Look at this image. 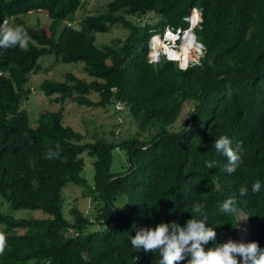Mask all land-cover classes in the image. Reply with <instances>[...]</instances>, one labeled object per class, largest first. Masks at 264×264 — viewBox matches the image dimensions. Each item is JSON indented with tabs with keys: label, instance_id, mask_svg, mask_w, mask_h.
<instances>
[{
	"label": "trees",
	"instance_id": "1",
	"mask_svg": "<svg viewBox=\"0 0 264 264\" xmlns=\"http://www.w3.org/2000/svg\"><path fill=\"white\" fill-rule=\"evenodd\" d=\"M81 4L0 0V24L8 18L31 37L27 48L0 49V198L8 209L46 216L0 213V231L7 236L0 264H158V252L134 249L131 238L161 222L184 226L196 202L205 204L215 243L231 238L264 248V0H112L103 13L75 21ZM194 8L201 16L193 31L204 46L198 64L182 70L165 58L151 63V37L166 28L186 29ZM33 13L46 15L48 23L30 25L26 19ZM149 15L159 18L156 25L140 21ZM118 25L127 36L98 47L95 34ZM46 56L56 63H83L90 78L68 74L62 82L43 81L38 91L51 103L94 109L121 104L137 135L84 142L63 124L64 108L40 113L31 123L23 107L32 91L26 84ZM184 107L186 120L175 128ZM222 135L233 148L242 146V162L231 175L225 171L227 157L214 147ZM57 144L59 158L44 159ZM115 151L124 154L118 173L111 172ZM84 153L94 159L93 186L83 176ZM207 161H215L214 168ZM257 180L261 190L253 193ZM68 184L97 204L91 215L73 208L70 220L64 217L62 191ZM241 186L248 188L246 196L239 195ZM121 196L125 212L115 203ZM231 196L237 212L226 214L220 205ZM203 247L207 251L213 242Z\"/></svg>",
	"mask_w": 264,
	"mask_h": 264
},
{
	"label": "rangeland",
	"instance_id": "2",
	"mask_svg": "<svg viewBox=\"0 0 264 264\" xmlns=\"http://www.w3.org/2000/svg\"><path fill=\"white\" fill-rule=\"evenodd\" d=\"M110 1L112 0H81V8L77 11L73 20L79 21L87 14L97 15L103 13L106 10V4ZM129 20L135 22V20L131 17H129ZM26 21L30 25H35L37 22L43 24L48 23L49 20L47 16L42 13L41 15L40 13H33L28 19H26ZM140 21L143 23L150 22L151 25H156L159 21V18L155 17L154 15H149L145 16ZM68 23L72 24L73 28L78 29L77 24H74L73 21H66L67 25ZM127 34L128 32L125 28L121 27L120 25L114 26L107 33L95 34L96 44L98 47H101L103 45L109 44L112 40L118 38L124 39ZM157 36L161 37L159 34ZM160 39L162 40V37ZM177 45L180 47V41L177 42ZM195 46L197 48V45ZM40 63L42 65V70L37 74H31L26 84L32 91L29 101L24 103L23 107L27 110L31 123H34L37 120L40 113H54L59 111L61 108H64L63 124L81 133L83 135L84 142L93 143L95 141L102 140L111 143L113 141H121L124 139L128 140L137 135L138 130L136 125L133 123V121H131L128 112L121 104L116 105L115 108L109 106L106 109L87 108L68 101L64 105L55 104L51 103L48 98L38 91V87L43 81L49 80L62 82L68 74H73L80 79L90 80L88 75L83 70V63H56L54 57L52 56L43 57L40 60ZM187 112L188 107H184L175 128L182 127L186 120ZM113 154L114 157L111 172H122L125 166L124 154L123 152L117 151H115ZM82 157L84 158L85 163L83 176L86 179L87 184L93 186L94 159L89 157L87 153H84ZM62 193L64 199L62 211L66 219L70 220V210L73 208L79 209L85 215H91V213L95 211L94 206H97V204L94 205L91 199L83 197L82 188L68 184L63 189ZM115 203L120 212L126 211V201L124 196L118 197ZM0 213H9L17 219L46 218V216L41 211L8 209L7 204L1 198ZM91 220L94 221L93 218Z\"/></svg>",
	"mask_w": 264,
	"mask_h": 264
},
{
	"label": "clouds",
	"instance_id": "3",
	"mask_svg": "<svg viewBox=\"0 0 264 264\" xmlns=\"http://www.w3.org/2000/svg\"><path fill=\"white\" fill-rule=\"evenodd\" d=\"M158 34L160 33L154 35ZM30 40L31 37L24 26L13 25L8 18L0 24V49L7 50L16 46L24 49ZM214 147L217 153L227 157L225 171L229 175L233 174L242 162L240 156L242 146L237 144L233 148L230 138L222 135L214 141ZM59 155L60 145L57 144L55 149L49 148L46 151L44 159H57ZM29 164L35 167L34 161H29ZM214 166L215 161L206 162L207 168L212 169ZM260 190L261 182L257 180L253 183L251 191L259 193ZM238 191L241 197L248 194V188L245 186H241ZM236 205L237 198L231 196L221 203L220 210L226 214H235ZM191 213L192 218L187 220L184 226L172 221L140 229L130 240L132 247L134 249L142 247L146 253L158 252L160 256L158 264H180L185 260L187 264H264V248H261L257 241L245 244L230 238L224 243H215L217 232L212 227H206L209 218L204 203H193ZM209 241L213 242V247L206 251L203 245ZM6 247V233L0 231V254L4 253ZM239 256L242 260H238Z\"/></svg>",
	"mask_w": 264,
	"mask_h": 264
},
{
	"label": "built area",
	"instance_id": "4",
	"mask_svg": "<svg viewBox=\"0 0 264 264\" xmlns=\"http://www.w3.org/2000/svg\"><path fill=\"white\" fill-rule=\"evenodd\" d=\"M189 17L185 19L188 23L187 29H177L173 30L171 28H166L162 34H159L162 37L154 35L149 43V53L148 59L151 63H158L161 59L165 58L167 60H172L177 63L178 67L182 70H185L187 67L198 64L200 58L204 53V46L197 42L196 36L194 34V28L200 23L201 10L200 9H192ZM195 11V12H194ZM196 13V16H194ZM68 26L71 24L68 23ZM158 39L161 43H163L164 48L162 51L155 50V40ZM180 41V47H178L177 42ZM189 46L192 49L193 55L187 59L186 65L181 63V59H177L171 56L172 52H181L184 46ZM197 45V48L196 46ZM167 49V50H165ZM196 50V53H195ZM239 260H242V257L239 256Z\"/></svg>",
	"mask_w": 264,
	"mask_h": 264
},
{
	"label": "bare ground",
	"instance_id": "5",
	"mask_svg": "<svg viewBox=\"0 0 264 264\" xmlns=\"http://www.w3.org/2000/svg\"><path fill=\"white\" fill-rule=\"evenodd\" d=\"M194 16H196V13H195ZM155 41H156L155 42V45H154L155 50L156 51H159V52L162 51V49L164 48V46H163L164 44L161 43L160 41H158V39H156ZM165 50H167V49H165ZM192 55H193V51H192L191 48H189L188 45L187 46H184L182 48V51L181 52H172L171 53V56L172 57L177 58V59H181V63L184 64V65H186L187 59L189 57H192Z\"/></svg>",
	"mask_w": 264,
	"mask_h": 264
},
{
	"label": "water",
	"instance_id": "6",
	"mask_svg": "<svg viewBox=\"0 0 264 264\" xmlns=\"http://www.w3.org/2000/svg\"><path fill=\"white\" fill-rule=\"evenodd\" d=\"M117 179L116 177L111 179L107 184H109L110 182H112L113 180Z\"/></svg>",
	"mask_w": 264,
	"mask_h": 264
}]
</instances>
